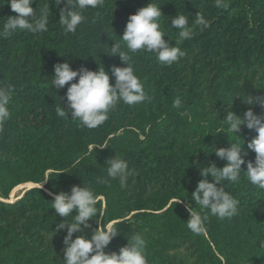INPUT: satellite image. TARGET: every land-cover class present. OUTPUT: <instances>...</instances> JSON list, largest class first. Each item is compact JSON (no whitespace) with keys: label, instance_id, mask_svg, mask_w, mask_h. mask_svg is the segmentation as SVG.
<instances>
[{"label":"trees","instance_id":"1","mask_svg":"<svg viewBox=\"0 0 264 264\" xmlns=\"http://www.w3.org/2000/svg\"><path fill=\"white\" fill-rule=\"evenodd\" d=\"M149 2L104 0L103 6L84 10L75 33H66L58 20L64 3L33 0L37 15L48 3V30L0 37V87H8L11 95L10 118L0 125V264H62L66 229L56 226L72 217L64 220L55 213L52 194L83 184L103 197L97 208L106 210L105 224L126 220L117 225L108 253L119 252L130 235L140 233L147 264H264V190L244 173L236 183L223 182L239 201V214L223 220L209 214L205 235L188 229L186 207L199 211L192 192L203 178L200 168L226 163L215 148L244 142L248 154L242 171L255 160V152L247 149L255 130L242 125L238 137L222 120L227 108L241 117L249 108L264 116V107L244 101L264 97V0H152L161 5L164 39L173 44L179 30L171 26L172 16L185 14L191 25L199 12L208 26L194 28L193 37L179 45L186 55L170 66L160 64L154 53L131 54L148 100L120 102L94 129L56 114L60 103H67L60 97L68 85L52 87L54 65L104 66L114 83L111 67L124 65L119 55L105 51L113 39L120 41L129 16ZM12 15L17 14L7 0H0V29ZM177 98L179 108L173 106ZM115 155L134 173L124 188L107 176L105 162ZM27 182L36 186L9 200L11 189ZM89 223L86 238L97 227L95 218Z\"/></svg>","mask_w":264,"mask_h":264},{"label":"clouds","instance_id":"2","mask_svg":"<svg viewBox=\"0 0 264 264\" xmlns=\"http://www.w3.org/2000/svg\"><path fill=\"white\" fill-rule=\"evenodd\" d=\"M62 2L65 7L60 8L58 20L66 33L76 32L77 27L85 20L83 15L85 9H94L104 4V0H55L57 6ZM7 3L17 15L7 16L0 29V37L7 39L19 31L37 34L48 30L50 13L48 3L39 9L38 15L37 9L34 10L32 7L33 0H7ZM162 16L164 15L161 5L152 0L129 16L123 35L119 37L123 43L113 39L114 43L110 50L105 51L109 55H119L124 65L111 67L114 83H110L109 72L104 66L97 70H90L85 66L73 70L67 61L54 65L52 87L61 89L68 85L65 97H60V100L66 98L67 103L65 106L60 103V106L56 108V114L61 118L70 117L82 126L94 129L109 119L110 112L120 102L126 105H138L148 100L144 85L135 74L131 54L138 51L154 53L160 64L170 66L186 55L179 45L193 37L194 28L208 26L199 12L195 15L191 25L189 16L185 14L172 16L171 26L179 30V38L173 44L170 40L164 39L166 33L160 24ZM77 77L78 80H76ZM10 101V89L0 87V125L10 118ZM244 101L248 104L257 103L264 107V97L261 96H249ZM173 106L181 107V100L177 98ZM222 121L229 131L238 137H241L237 133L241 131L242 125L255 130L257 135L247 144V149L255 152V160H248L246 171H242V165L245 164V157L248 154L243 148L244 142L241 144L231 140L230 146L215 148L216 156L226 161L225 165L217 167L213 162L200 168L203 178L198 181L192 192V199L195 205L199 206V211H193L191 204L186 205L190 213L187 227L194 235L206 234V221L209 219V214L221 220L231 219L239 214V201L226 190L224 181L236 183L240 181L241 174L244 173L251 185L264 190V116L254 113L249 108L241 117L227 108L226 117ZM106 146H108L107 143L98 148ZM105 163L108 165L107 176L112 180H117L121 188L126 187L129 177L134 174L128 162L115 155ZM209 175L212 177L211 181L208 179ZM48 179L45 178L43 183ZM98 182L107 183L108 181L101 179ZM52 195L51 204L55 213L64 217V220L72 217L70 223L60 222L56 226L57 231L66 229V235L63 238L65 247L62 264H147L146 240L140 233L130 235L128 244L121 247L119 252L105 251L120 231L117 225L126 220H112L105 224L106 210L97 208L103 197L90 186L73 185L70 192L60 191ZM180 200L181 198L177 199L175 203ZM74 209L76 215H72ZM92 218L96 219L97 227L92 230L91 237L86 238L83 232L85 228H91L89 221ZM74 233H80V235L73 238Z\"/></svg>","mask_w":264,"mask_h":264},{"label":"bare ground","instance_id":"3","mask_svg":"<svg viewBox=\"0 0 264 264\" xmlns=\"http://www.w3.org/2000/svg\"><path fill=\"white\" fill-rule=\"evenodd\" d=\"M25 186H32V183H22L17 186H15L13 189H11L10 196L14 197L19 191H21ZM23 191V190H22Z\"/></svg>","mask_w":264,"mask_h":264},{"label":"rangeland","instance_id":"4","mask_svg":"<svg viewBox=\"0 0 264 264\" xmlns=\"http://www.w3.org/2000/svg\"><path fill=\"white\" fill-rule=\"evenodd\" d=\"M27 183H30V182H27ZM22 184V183H21ZM19 185V184H18ZM29 188H31V186L29 187V186H25L21 191H19L14 197H12V196H10V193H11V191H10V193H9V200H14V199H17L18 197H20V196H22L23 194V192H25L27 189H29Z\"/></svg>","mask_w":264,"mask_h":264},{"label":"water","instance_id":"5","mask_svg":"<svg viewBox=\"0 0 264 264\" xmlns=\"http://www.w3.org/2000/svg\"><path fill=\"white\" fill-rule=\"evenodd\" d=\"M33 186H36V185L32 184V186H31V187H33ZM23 193H24V192H23ZM23 193H22V194H23Z\"/></svg>","mask_w":264,"mask_h":264}]
</instances>
